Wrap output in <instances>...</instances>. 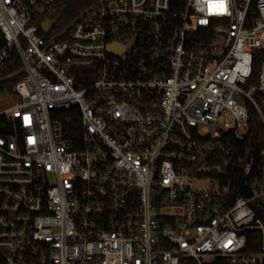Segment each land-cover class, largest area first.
<instances>
[{
	"label": "built area",
	"instance_id": "built-area-1",
	"mask_svg": "<svg viewBox=\"0 0 264 264\" xmlns=\"http://www.w3.org/2000/svg\"><path fill=\"white\" fill-rule=\"evenodd\" d=\"M89 1L0 0V264H264V149L250 197L221 182L264 123V0Z\"/></svg>",
	"mask_w": 264,
	"mask_h": 264
},
{
	"label": "trees",
	"instance_id": "trees-1",
	"mask_svg": "<svg viewBox=\"0 0 264 264\" xmlns=\"http://www.w3.org/2000/svg\"><path fill=\"white\" fill-rule=\"evenodd\" d=\"M90 3L89 0H55L48 14L56 17L57 22L63 21L65 25H71L86 10ZM184 3L185 0H171L172 10L180 9ZM1 43H3V38L0 32ZM22 76L23 66L21 60L14 53L11 60L0 68V89L5 87L12 89L16 79ZM73 124L79 127V118L77 116ZM221 141L229 151V157L232 159V163L229 166V174L226 177H221V182L230 186L232 198L237 196L250 197L252 179L250 176L247 177L245 175L243 166L249 155L253 156L257 163L259 152L264 149V123L255 108H249V130L243 141L236 140L231 132L223 133ZM247 233L248 248L254 251L257 248L256 231L249 230ZM207 264L231 263L228 258L217 256Z\"/></svg>",
	"mask_w": 264,
	"mask_h": 264
},
{
	"label": "rangeland",
	"instance_id": "rangeland-1",
	"mask_svg": "<svg viewBox=\"0 0 264 264\" xmlns=\"http://www.w3.org/2000/svg\"><path fill=\"white\" fill-rule=\"evenodd\" d=\"M251 83L253 82L251 81ZM13 87H14V84H13ZM13 87L12 89H10L9 87L0 89V110L5 108L7 105H9L11 101L13 100V97L10 94L11 91L13 90Z\"/></svg>",
	"mask_w": 264,
	"mask_h": 264
},
{
	"label": "water",
	"instance_id": "water-1",
	"mask_svg": "<svg viewBox=\"0 0 264 264\" xmlns=\"http://www.w3.org/2000/svg\"><path fill=\"white\" fill-rule=\"evenodd\" d=\"M49 25H50V20L46 21V22L42 25L43 30L46 31V30L48 29ZM108 48H109V50H111L112 45H109Z\"/></svg>",
	"mask_w": 264,
	"mask_h": 264
}]
</instances>
